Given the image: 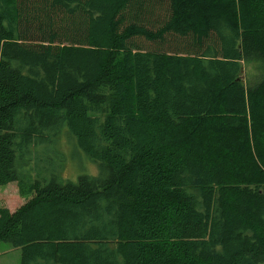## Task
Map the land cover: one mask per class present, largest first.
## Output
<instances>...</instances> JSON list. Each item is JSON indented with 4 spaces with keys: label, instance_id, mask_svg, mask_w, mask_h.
Wrapping results in <instances>:
<instances>
[{
    "label": "trees",
    "instance_id": "16d2710c",
    "mask_svg": "<svg viewBox=\"0 0 264 264\" xmlns=\"http://www.w3.org/2000/svg\"><path fill=\"white\" fill-rule=\"evenodd\" d=\"M65 133L96 176L59 182ZM10 183L20 264H264V0H0Z\"/></svg>",
    "mask_w": 264,
    "mask_h": 264
},
{
    "label": "rangeland",
    "instance_id": "374dc122",
    "mask_svg": "<svg viewBox=\"0 0 264 264\" xmlns=\"http://www.w3.org/2000/svg\"><path fill=\"white\" fill-rule=\"evenodd\" d=\"M242 79L246 86H254L261 77L260 64L256 61L244 62ZM73 139L62 134L55 141V150L50 152L53 157L50 159L58 167L59 182H75L80 175L96 176L98 174L97 164L76 146ZM55 154V155H54ZM53 159V160H52ZM32 197L22 196L17 183L0 187V208H5L10 213L22 207ZM21 251L7 243H0V264H20Z\"/></svg>",
    "mask_w": 264,
    "mask_h": 264
}]
</instances>
